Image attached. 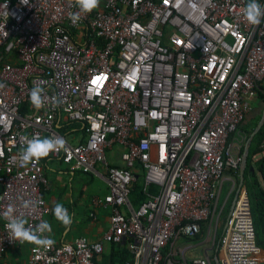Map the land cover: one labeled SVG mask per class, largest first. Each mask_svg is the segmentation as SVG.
Wrapping results in <instances>:
<instances>
[{
    "label": "built area",
    "instance_id": "built-area-1",
    "mask_svg": "<svg viewBox=\"0 0 264 264\" xmlns=\"http://www.w3.org/2000/svg\"><path fill=\"white\" fill-rule=\"evenodd\" d=\"M246 3L100 0L73 24V0H0V264L29 244L9 238V207L33 227L51 214L42 159L19 160L37 134L66 142L48 158L105 181L107 192L91 203L110 211V225L97 241L47 251L29 244L27 264H98L105 243L126 238L129 264H264L245 185L224 221L221 255L196 240L211 225L226 173L242 167L236 134L252 99L262 100L264 18L249 24ZM37 85L45 89L39 110L29 98ZM114 149L121 166L108 161ZM138 176L147 198L134 207ZM29 200L36 206L24 207Z\"/></svg>",
    "mask_w": 264,
    "mask_h": 264
},
{
    "label": "crops",
    "instance_id": "crops-1",
    "mask_svg": "<svg viewBox=\"0 0 264 264\" xmlns=\"http://www.w3.org/2000/svg\"><path fill=\"white\" fill-rule=\"evenodd\" d=\"M108 161L117 166L123 164L118 149L108 154ZM42 163L47 179L43 195L51 208V214L47 215L45 220L52 225V238L56 242L64 243L74 242L78 238L89 242L101 239L110 225V211L106 208H94L91 199L107 192L105 181L94 173L70 170L57 159L43 158ZM224 200L225 197L222 198V202ZM56 202L62 203L72 216L73 222L70 227H65L54 218L52 210ZM28 249L29 244L10 248L1 264H27ZM109 254L110 244L105 243L104 252L97 258V263L110 264ZM259 257L264 260V248H261Z\"/></svg>",
    "mask_w": 264,
    "mask_h": 264
},
{
    "label": "clouds",
    "instance_id": "clouds-1",
    "mask_svg": "<svg viewBox=\"0 0 264 264\" xmlns=\"http://www.w3.org/2000/svg\"><path fill=\"white\" fill-rule=\"evenodd\" d=\"M74 6L79 11L70 13L69 19L73 24L78 23L82 18V13H89L100 5V0H73ZM21 3L27 4V0H21ZM243 16L251 25H259L261 19L264 18V5H261L258 0H247L246 6L243 9ZM3 87V84H0ZM45 89L39 85L34 86L29 93L31 104L36 109H41L45 106L44 99ZM65 140L60 136L41 137L34 135L31 139L26 140L25 146L19 154L21 166H28L32 161H39L48 157L53 152H59L65 148ZM35 201H25L24 207H35ZM53 215L56 220L62 223L65 227H70L72 224V216L68 209L59 202H56L53 207ZM4 219L7 221L5 228L8 236L12 241L19 243L33 244L45 251L50 250L56 243L52 238V225L47 220L41 222L35 227L28 224V220L23 214H15V209L9 207L3 213Z\"/></svg>",
    "mask_w": 264,
    "mask_h": 264
},
{
    "label": "trees",
    "instance_id": "trees-1",
    "mask_svg": "<svg viewBox=\"0 0 264 264\" xmlns=\"http://www.w3.org/2000/svg\"><path fill=\"white\" fill-rule=\"evenodd\" d=\"M262 91L263 92H259V97L261 99H264V84L262 86ZM78 126L79 124L77 122H70V125L67 126V128H78ZM240 126L242 127V125ZM263 137L264 121L260 128L257 130V132L254 134L248 145V153L246 156V168L245 172L243 173V185L247 187V190L250 195L251 213L253 217L256 242L260 248H264V187L261 185L262 182L264 183V154L260 158L255 160L253 163L252 156L256 153L264 152V148L260 146ZM258 176L260 177L262 182L258 179ZM248 178L250 179V181H248ZM155 191L156 187H149V193H154ZM146 198L147 194L144 191V180L141 176H138L132 182L130 194L131 204L134 207H137L143 201H145ZM129 242H131V238H126L119 243H109L110 264H129L133 260V254L127 247V244Z\"/></svg>",
    "mask_w": 264,
    "mask_h": 264
},
{
    "label": "rangeland",
    "instance_id": "rangeland-1",
    "mask_svg": "<svg viewBox=\"0 0 264 264\" xmlns=\"http://www.w3.org/2000/svg\"><path fill=\"white\" fill-rule=\"evenodd\" d=\"M253 111L246 117L245 121L241 124L242 127H239V131L237 132V142L239 143L241 152H244L245 145L250 138L251 133L255 130L257 124L261 120V117L264 113V99L260 100L259 98H253L251 102ZM264 152L256 153L252 156V163L260 158ZM64 166H66L63 163ZM246 163L243 167V173L245 172ZM241 167L238 168L235 172H227L226 175L231 176V180H225L223 183V187L221 190V200H219V204H217V209L214 210V216L212 218V222L210 227L204 226L202 232L196 237V240H200L201 245H212V254L217 255L218 257L221 255V238L223 232V226L225 217L227 216L228 208L236 194L239 183V175H240ZM258 179L261 181L260 177ZM248 181L250 179L248 178ZM262 182V181H261ZM245 184V183H244ZM261 185L264 187V183ZM225 197L224 202H222V198ZM221 201V202H220ZM178 244H183L184 239H179Z\"/></svg>",
    "mask_w": 264,
    "mask_h": 264
},
{
    "label": "water",
    "instance_id": "water-1",
    "mask_svg": "<svg viewBox=\"0 0 264 264\" xmlns=\"http://www.w3.org/2000/svg\"><path fill=\"white\" fill-rule=\"evenodd\" d=\"M263 121H264V113H263V115H262V117H261V120H260L259 123L257 124L255 130L251 133L250 138H249V140L247 141V146H246L245 149H244V159H243L242 167H241V170H240L238 189H237L236 194H235V196H234V198H233V200H232V202H231V205H230V207H229V210H228V213H227V217H229L230 212H231V210H232V207H233V205H234V202H235V199H236L237 193H238V191L240 190V188H241L242 185H243V167H244V165H245V163H246V156H247V153H248V145H249V143H250L252 137L254 136V134L257 132V130H258V129L260 128V126L262 125ZM227 217H226V218H227Z\"/></svg>",
    "mask_w": 264,
    "mask_h": 264
}]
</instances>
